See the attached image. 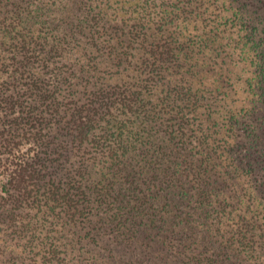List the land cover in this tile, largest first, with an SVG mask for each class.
I'll return each instance as SVG.
<instances>
[{"label":"trees","instance_id":"1","mask_svg":"<svg viewBox=\"0 0 264 264\" xmlns=\"http://www.w3.org/2000/svg\"><path fill=\"white\" fill-rule=\"evenodd\" d=\"M96 1L97 5H90L87 10L89 15L79 22L89 25L94 36L91 39H96L92 44L101 52L97 38L105 29L114 30L116 40L106 47L112 65L120 67V80L88 91L94 99H88L90 103L77 111L75 126L79 129L76 130L83 136L84 132L91 131L93 115H83V112L92 111V102L105 107L117 102L119 107L123 98L136 107L133 109L128 104L120 107L128 106L137 117L134 119L145 123L138 129L129 128V124H136L135 120L121 119L117 127L108 125L99 136L92 135L109 152L107 170L114 180L107 182L105 178L107 183L100 190L112 191L110 217L128 220L143 214V208L136 203L141 196L137 191V175L153 169L155 175L160 172L163 176L161 188L176 189L183 197L178 202L188 208L183 216L190 233L179 229L182 235L175 242L171 239L172 246L182 239L192 243V230L199 226L210 232L213 223H224L225 230L231 232L227 242L235 248V253L264 264V0ZM40 14L43 13L28 10V18H23L20 34L24 44L20 48L27 53L23 60L26 64L21 63L23 71L15 78L18 84L24 82L26 89L46 93L49 90L44 88L45 78L26 69L29 62L34 64L40 60V47L27 28ZM101 22L103 27L99 26ZM108 22L111 28L106 25ZM42 25L37 37L44 43L49 28L44 22ZM4 28L11 29L7 23ZM77 34L73 31V36ZM56 35L50 53H57L68 38L67 34ZM133 42H139L143 53L134 52ZM83 50L89 64L99 68L97 61L91 62L92 51ZM0 65L7 69L8 65L1 59ZM129 69L135 75L123 72ZM166 79L168 84L164 85ZM155 121L157 129L146 126V122ZM162 135L166 141L161 139ZM156 139L160 141L157 146ZM189 145L192 149L198 148L210 161L203 160L200 165L181 159L178 152ZM137 153L142 160L136 161ZM14 154L16 170L10 183L30 196L34 191L29 188V182L35 171L36 175L40 174L34 167L40 158L34 159V155L23 152ZM220 178L234 184L239 192L236 189L221 197L219 183L223 180ZM188 187L195 190L196 200L188 191L186 197L183 195ZM78 189L85 198L86 188L80 185ZM70 193L68 190L61 194L59 187L43 193L48 200V211L64 207L70 218L77 220L78 207L73 209ZM233 194L236 201L231 199ZM34 202L40 208L44 206L38 196ZM201 219L204 223L199 225ZM173 224L179 223L173 221ZM128 238H131L127 245L130 246L135 241L134 233ZM125 245L121 251L123 256L131 253ZM146 247L152 249L155 243ZM178 254L184 255V251L180 249ZM56 259L54 248L47 251L44 262ZM141 260H148L147 255Z\"/></svg>","mask_w":264,"mask_h":264},{"label":"rangeland","instance_id":"2","mask_svg":"<svg viewBox=\"0 0 264 264\" xmlns=\"http://www.w3.org/2000/svg\"><path fill=\"white\" fill-rule=\"evenodd\" d=\"M90 5H97V1L0 0V59L8 65L7 69L0 65V264H241V260H245L242 264H258L259 260L252 261L247 255L235 253V248L227 242L231 232L225 230L224 223H213L215 225L210 232L199 226L192 230V243L182 239L172 246L171 239L175 242L182 235L179 229L190 233L183 216L188 208L178 202L183 197L176 189L161 188L163 176L160 172L155 175L156 170L153 169L137 175V191L141 196L136 203L143 208V214H136L128 220H123L125 217L115 220L110 217L112 191L100 190L109 179L114 180L107 170L109 152L105 146L97 144L92 135L99 136L104 127L116 126L121 119L130 121L137 118L134 111L128 110V106H124V111V107H120L128 104L134 109L136 106L125 98L119 107H116L117 102L106 107L92 102V111L83 112V115H93L90 135L84 132L83 136L80 130H76L79 129L75 126L77 111L85 103H90L88 99H94L88 95V91L95 90L103 83L120 80V67L112 65L106 47L116 40L114 30L105 29L97 38L101 52L95 50L92 44L96 39H91L89 25L79 22L89 15L87 10ZM28 10L43 14L27 26L30 33L35 35L34 43L41 49L39 62H29L26 69L45 78L47 84L44 88L49 90L46 93L26 89L24 82L18 84L15 78L23 71L21 63L26 64L23 60L27 53L20 48L24 44L20 31L23 18H28ZM43 22L49 28L44 43L37 37ZM6 23L11 29L4 28ZM106 25L112 27L110 22ZM73 31L78 34L73 36ZM56 34H67L68 38L57 53H50V48L56 43ZM132 45H135V53H143L139 42ZM85 48L92 51L91 62L97 61L99 68L94 69L93 64H89L83 55ZM123 72L135 75L131 69ZM165 75L167 78L168 74ZM163 83L167 85L168 79ZM134 120L136 124H129V128L138 129L145 124ZM146 126L158 128L156 121L146 122ZM165 138V135L161 136L164 141ZM155 141V146L160 144L159 140ZM21 152L34 155V159L36 156L40 158L34 166L40 174L36 175L35 171L34 178L29 182V188L34 191L30 196L10 183L16 170L14 153ZM177 155L200 165L203 160H208L198 148L192 149L190 145ZM140 159L137 153L136 161ZM213 159L214 155L211 157ZM219 184L221 197L232 194L236 189L239 192V188L227 180ZM80 185L88 192L85 198L78 189ZM56 187L60 188L61 194L71 191L73 209L78 207L77 220L73 221L64 207L48 211V200L42 195ZM187 191L196 200L195 190L188 187L183 191L185 197ZM37 196L44 205L42 208L34 202ZM231 199L237 200L234 194ZM191 204L196 206L195 202ZM115 209L116 206L113 207ZM173 221L182 225L174 226ZM202 223L203 219L199 225ZM132 233L135 241L127 246ZM153 243L154 248L146 247ZM123 244L131 252L125 256L121 253ZM54 248L57 259L44 262L47 251ZM180 249L184 255L178 254ZM145 255L148 260H141Z\"/></svg>","mask_w":264,"mask_h":264}]
</instances>
